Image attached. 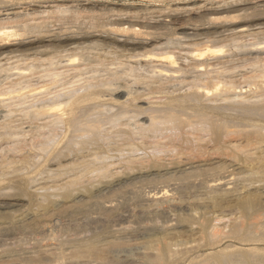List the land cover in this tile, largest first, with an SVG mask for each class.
Wrapping results in <instances>:
<instances>
[{
	"label": "bare ground",
	"instance_id": "obj_1",
	"mask_svg": "<svg viewBox=\"0 0 264 264\" xmlns=\"http://www.w3.org/2000/svg\"><path fill=\"white\" fill-rule=\"evenodd\" d=\"M146 1L156 7L145 2L148 6L136 8V0H124L125 9H101L90 0H0V210L7 211H0V218L21 215L30 200L43 208L78 191L87 195L105 182H126L137 175L180 172L187 167L202 170L212 163L231 161L243 172L231 171L234 165L224 162L218 175L198 173L210 191L204 189L211 193L209 205L201 206L203 211L218 213L235 206L232 212L239 215L234 217L236 222L232 220L235 226L229 227L233 230L222 231L214 223L222 224L223 217L214 214L210 220L201 210L198 223L210 249L229 241L251 243L248 246H255L254 251L234 248L206 256H177L180 259L162 252L160 264H264L261 188L244 196L239 194L243 187L236 186L239 193L230 187L237 176L258 181L262 174L264 181V0H206L193 6L176 4L203 0ZM151 188L146 189L148 197L141 192L147 201L145 207L141 204L132 211L135 218L154 216L157 220L186 208L182 195H170L172 187L168 191L167 187ZM195 221L193 214L178 219L179 223ZM159 224L156 221L149 228L148 223V229L146 225L141 229H168L167 224ZM31 225L20 229L18 224L0 235L17 241L41 234L52 242L58 241L57 232L65 230V225L60 230L58 225H48L49 232L42 230L44 224ZM130 228H126L129 233ZM114 231L111 234L118 233ZM6 246L0 250L1 257L14 252L13 246ZM63 246L54 248L62 253ZM16 254H12L14 259Z\"/></svg>",
	"mask_w": 264,
	"mask_h": 264
},
{
	"label": "rangeland",
	"instance_id": "obj_2",
	"mask_svg": "<svg viewBox=\"0 0 264 264\" xmlns=\"http://www.w3.org/2000/svg\"><path fill=\"white\" fill-rule=\"evenodd\" d=\"M11 1V0H10ZM73 1V0H72ZM77 1H84V0H77ZM90 1H92V2H96V3H98V8H101V9H103V8H105V7H115V8H121V7H123L122 9H125V8H128L127 6H128V4H126V6H123L124 4H125V2H124V0H90ZM139 1V2H138ZM204 1H206V0H203V1H194V2H191V3H185V4H180V3H178V4H176V5H182V6H184V5H191V6H193V5H197V4H201V3H203ZM140 2H141V4H140ZM149 5V6H152V4H150L148 1H146V0H136V2L135 3H133L134 4V7H136V8H140V9H143L145 6H148V5H146V3ZM72 3V2H71ZM100 3V4H99ZM143 3V4H142ZM129 4H132V3H129ZM100 5V6H99ZM115 5V6H114ZM136 5V6H135ZM141 5V6H140ZM145 5V6H144ZM144 6V7H143ZM152 7H156L155 5H153ZM133 9V8H132ZM132 11H134V10H132ZM224 162H226V164H231L232 162L231 161H223L221 164H223ZM215 163H216V161H215ZM221 164H211V165H208V166H205V167H202V170L200 169H198V168H191V169H189V167H187V168H184V169H182V171H180L179 172V170H170V171H168V172H162V173H160V174H156V173H153L154 174V176H153V174H151V173H149L148 175L147 174H145V175H137V176H134V177H132V179L130 180V178H127L126 180V182H123V181H125V179H121L120 181H115V182H113L112 181V183L111 182H105L104 183V186H102V185H97V187H96V189L93 191L92 189V191L90 190H88L87 191V195H85V192L84 191H81V193H80V191H78L79 192V194H73L72 196H70V197H66V196H64V198L63 197H61L59 200H57V201H52L53 203L51 204L50 202V204L51 205H53V207L52 206H50L49 205V203L47 204H45L44 205V207L42 208V207H39L38 205H37V207L35 206V202H33V201H29L28 203H30V207H25L24 209H22V208H19L18 210H20V209H22V211L21 212H23L22 214H21V212H20V214L21 215H19V213H18V215H17V213L15 214L16 216H13L14 218H12V216H11V218H9V215L8 216H3L2 218H0V228H1V230L0 231H2V233H0L1 235H3L4 234V232L7 230L8 231V229L10 230V228L11 227H13V229L11 228V231H13V230H15L14 228H17V226H18V224H19V227H20V229H21V227H27V226H30L31 224V226H38V223H39V226H42V224H44L43 226H42V230H46V232L49 230V228L51 227V224H53V225H58V229L60 230L64 225H65V227H63V228H65V230H64V232L63 233H60V232H57V234H58V241H50V242H48V240H49V238H47L48 240H45V238L43 237V236H41V234L40 235H33V237H32V235L30 236H28L26 239L28 240L29 239V237H32V238H30L29 239V241H25L26 239H25V237L27 236H25L24 237V239L25 240H23L22 238H20V239H18V237H21V236H19L18 235V237L16 236V238L15 239H18L16 242L15 241H13V239L14 238H12V241L8 238V237H5V236H3V238H5V239H3L2 238V236L0 235V244L2 245V243H3V245H5L6 246V243L10 240L11 242H13V243H11L10 241L7 243V245H8V247L10 246V247H12L13 249H14V252L13 253H11V254H7L6 256L5 255H3V257H1L0 256V264H39V262H40V264H57V260L59 259V261H58V264H160V260L162 261L163 259H164V255H163V253H170L171 252V254H170V256H172V258L174 257V259H180V258H184L185 257V255H186V257L187 256H189V257H191L192 255H200V256H206V255H210L211 254V252L213 253L214 252V254L215 253H217V252H225L226 250L227 251H229V250H232V249H234V248H239V249H241V250H250V251H248V252H252V251H254L253 250V248L255 247V246H248V245H250L251 243H236V242H230L229 243V241H225L224 243H221V244H219L218 246H217V248H215V249H210V247H207V243H205V239L203 238L204 237V235H202L203 234V231H202V225L200 224V223H198V220H200V218L202 217V212L201 211H203V210H205V208H202L203 206H207V205H209V204H207V202L209 201L208 200V198H209V196H210V192H208V191H206L205 189H207V190H209L208 189V187H207V184H205L204 182H203V180H205L204 178H202V176L200 177L199 176V171H200V173H207L208 171H210V173H209V175L212 173V176L213 175H218V171H219V168L218 167H220L221 166ZM220 165V166H219ZM231 165H234L233 163L231 164ZM205 168V169H204ZM214 168H215V170H214ZM238 168H240V169H238ZM204 169V170H203ZM210 169V170H209ZM236 170V171H242V167H235V165H234V167L233 168H231V171L232 170ZM183 170H186L185 172H183ZM188 170V171H187ZM191 170V171H190ZM206 170V171H205ZM244 170V169H243ZM246 170V169H245ZM244 170V171H245ZM247 171V170H246ZM179 172V174H177ZM194 172H195V174H194ZM243 172V171H242ZM182 173H185L184 175L182 174ZM235 173H238V172H235ZM165 174H167V175H165ZM170 174H171V176H170ZM158 175V176H157ZM185 176V177H183V176ZM188 175H191V176H189L188 177V179L186 178ZM193 175V176H192ZM201 175V174H200ZM176 178H175V177ZM181 176V177H180ZM195 176H197V178L198 179H196V178H194ZM199 176V177H198ZM262 176V177H261ZM261 176L259 175L258 177L259 178H257V179H261L262 180V182H264L263 181V175L261 174ZM149 177V178H148ZM173 177V179H171ZM144 178V179H143ZM145 178H147V179H145ZM166 178L171 182H169L168 180H166ZM178 178V179H177ZM190 178V179H189ZM194 178V179H193ZM241 178V179H240ZM240 178H238V176H237V179H235V180H232V183H231V185H230V187H232L233 186V190L234 191H236L237 190V187H238V189H241L242 187V189L244 190V188L246 187V191L244 190H237L238 191V193H239V191H241L239 194L240 195H242V194H244V196L245 195H247L250 191L251 192H254V190L256 191V190H260V188H261V190L260 191H262V192H260L261 194L263 193V195H264V183L262 184V182L261 181H257L256 180V178L254 179L253 177H251L250 178V180H249V177L248 178H245V176H244V178H243V176L241 177L240 176ZM129 179V180H128ZM149 179V180H148ZM156 179V180H155ZM182 180V181H180V180ZM185 179V180H184ZM200 179H202V181L200 180ZM245 179V180H244ZM246 179H247V181L249 182H247L246 183ZM172 180V181H171ZM178 180V181H177ZM194 180H198V181H194ZM242 180V181H241ZM255 180V181H254ZM134 181V182H133ZM147 181V182H146ZM155 181V182H154ZM162 181H163V183H162ZM201 183H200V182ZM123 182V183H122ZM138 182V183H137ZM146 182V183H145ZM154 182V183H153ZM158 182H160V183H158ZM179 182H180V185H179ZM195 182V183H194ZM251 182H253V185H252V183ZM257 182L258 183H260V184H257ZM118 183H119V185H118ZM121 183V184H120ZM143 183V184H142ZM144 183H145V185H144ZM151 183V184H150ZM156 183V184H155ZM174 183H175V185H174ZM177 183V184H176ZM202 183H204V185L202 184ZM235 183V184H234ZM243 183V184H242ZM244 183H245V185H244ZM251 183V184H250ZM255 183L257 184V185H255ZM126 184V185H125ZM135 184V185H134ZM159 184H162V185H160L159 186ZM172 184V185H171ZM233 184V185H232ZM109 185V186H108ZM111 185H113L112 187H110ZM144 185V186H143ZM165 185V186H164ZM169 185H170V187H169ZM196 185V186H195ZM234 185H235V187H234ZM100 186V187H99ZM141 186H142V188H141ZM177 186V187H176ZM195 186V187H194ZM237 186V187H236ZM253 186V187H252ZM260 186H262V187H260ZM109 187V188H108ZM136 188V190H135V188ZM138 187H139V190H138ZM156 188V187H158V188H156V189H158V190H160V188L159 187H161V190L164 188V187H167L166 189L164 188V190L165 191H168V190H170V188L172 187L173 189H175L174 191H175V193H173L174 191H171L170 193V195H172V196H176V198L178 197V198H180V195H182L181 197H183V200H184V202H185V209H183L184 211H182V212H179V213H173V215L171 214L172 212H169L168 214H166V215H164L165 217H167L168 216V218H165L164 216H161L159 219H155V217L154 216H148V217H146V216H144L143 217V220L142 219H138V218H135L134 217V212L132 213V211H134V210H138L139 208H141L142 206H143V204H145L146 205V201H147V197L149 196V192H150V190H146V189H150V188ZM255 187V188H254ZM257 187V188H256ZM259 187V188H258ZM133 188H134V190H133ZM140 188H141V190H140ZM144 188V189H143ZM152 188H151V190H152ZM193 188V189H192ZM205 188V189H204ZM254 188V189H253ZM117 189V190H116ZM143 189V190H142ZM236 189V190H235ZM247 189H248V191H247ZM96 190H98V191H96ZM116 190V191H115ZM119 190V191H118ZM138 190V191H137ZM144 190H146V191H144ZM201 190V191H200ZM204 190V191H203ZM250 190V191H249ZM102 191V192H101ZM145 192L144 194H145V196H147V197H145L144 196V194H142L141 192ZM181 191H184L185 193H182ZM203 191V192H202ZM210 191V190H209ZM237 191H236V193H237ZM78 192H75V193H78ZM214 192V191H213ZM212 192V193H213ZM244 192V193H243ZM246 192V193H245ZM248 192V193H247ZM83 193V194H82ZM101 193V194H100ZM140 195V197H137V196H139L138 194ZM182 193V194H181ZM132 194V195H131ZM148 194V195H147ZM174 194V195H173ZM177 194V195H176ZM185 196H184V195ZM78 195V196H77ZM134 195V196H133ZM262 195V196H263ZM76 196V197H75ZM93 196V197H92ZM98 196V197H97ZM142 196H144V199L142 198ZM192 196V197H191ZM65 197L68 199H65ZM132 197V198H131ZM134 197V198H133ZM135 197H136V199H135ZM186 197H188V198H186ZM137 198H140V200L139 199H137ZM194 198V199H193ZM201 198H205V200L204 199H201ZM73 199V200H72ZM196 199H198V200H196ZM263 199H264V196H263ZM134 200L136 201V200H138V201H136V202H134ZM189 200V201H188ZM193 200V201H192ZM203 200V201H202ZM177 201V200H176ZM194 201H196V202H194ZM202 201V202H201ZM205 201V202H204ZM134 202V203H133ZM193 202V203H192ZM198 202V203H197ZM33 203V204H32ZM134 204H136V205H134ZM138 204H140V205H138ZM141 204H142V206H141ZM191 206H190V205ZM206 204V205H205ZM49 205V206H48ZM133 205V206H132ZM145 205L143 206V207H145ZM194 205H196V206H194ZM198 205H200L199 206V209H198ZM46 206V207H45ZM104 206V207H103ZM130 208H129V207ZM190 206V207H189ZM202 206V207H201ZM227 205H225V207H226ZM33 207H36V209H34ZM52 207V208H51ZM102 207V208H101ZM131 207L133 208V209H131ZM188 207V208H187ZM46 208H50L49 210L48 209H46ZM91 208V209H90ZM92 208H93V211H92ZM95 208V209H94ZM98 210H97V209ZM103 208H105V209H103ZM126 208V209H125ZM135 208V209H134ZM138 208V209H137ZM189 208H190V210H189ZM202 208V209H201ZM235 208V206H232V207H230V209L228 208H223V210H225V211H223V210H219L218 211V213H215V212H217V210H214V212L211 210H208V208H206V211H203L204 213H206V215H205V217L207 216V218L208 219H213L214 217H213V215L215 216V218H216V214H217V217H218V214H220L219 216L220 217H218V219L220 218H222V221L221 222H223L222 224H219L218 222V224L217 223H214V224H216L217 226H221L222 227V231L224 230V232H228L229 233V230L231 229V227H234L235 226V224L236 223H234V221L236 222V218H238V216L237 215H239L238 213V211H237V213H235V212H232V210ZM39 209V210H38ZM41 209V210H40ZM45 209H46V211H45ZM62 209V210H61ZM65 209H67V210H65ZM130 209V210H129ZM24 210V211H23ZM34 210H35V212H34ZM56 210V211H55ZM58 210V211H57ZM79 210V211H78ZM81 210V211H80ZM83 210H85V212H83V213H81ZM102 210V211H101ZM104 210H108L106 213L107 214H111L112 215V217H111V215H110V217H109V215H106L104 212ZM116 210V211H115ZM125 210H127L128 212H126ZM193 210V211H192ZM198 210L200 211V213L198 212ZM207 210H208V212H207ZM236 209H234L233 211H235ZM0 211H3L2 213H5V212H7V211H5L4 212V210H0ZM26 211V212H25ZM42 211V212H41ZM50 211H51V214H53L54 212H55V214H53V216L55 217H52V215L50 214ZM54 211V212H53ZM66 211V212H65ZM92 211V212H91ZM96 211V212H95ZM100 211V212H99ZM125 211V212H124ZM189 211H191V213L189 212ZM197 211V212H196ZM209 211H210V213L212 212V215L210 214L209 215ZM223 211V212H222ZM39 212H40V214H39ZM61 212H63V213H61ZM103 212V216L105 217L106 216V218L108 219V221L103 217H101L102 216V214H100V213H102ZM193 212V213H192ZM225 212H227V214L225 213ZM35 213V214H34ZM50 214V216L51 217H49V214ZM59 213H60V215H59ZM81 213V214H80ZM90 213H91V215H90ZM98 213V214H97ZM122 213V214H121ZM128 213V214H127ZM189 213V214H188ZM222 213V214H221ZM230 213V214H229ZM26 214V215H25ZM43 214V215H42ZM69 214V215H68ZM73 214V215H72ZM78 215L79 214V216H76V215ZM83 214H86L87 215V217H89V218H87V217H85L86 215H83ZM96 214H97V216H96ZM105 214V215H104ZM121 217H119L118 215ZM121 214V215H120ZM124 214V215H123ZM184 214H186V215H189V216H191L192 214H193V218L196 220L195 222H189V223H179L178 222V219H179V217L181 216V215H184ZM224 214V215H223ZM226 214V215H225ZM229 214V215H228ZM235 214V216H233V215ZM237 214V215H236ZM25 215V216H24ZM46 215V216H45ZM48 215V216H47ZM62 215H63V217H62ZM82 215L85 217V218H83L82 217ZM126 215H128V216H126ZM204 215V214H203ZM210 217H209V216ZM231 215V216H230ZM20 218V220H19V218ZM44 216H45V218H49V219H47V221H46V219H43L44 218ZM71 216V218H69ZM72 216H74V217H72ZM91 216V217H90ZM93 216V217H92ZM95 216H96V219H95ZM229 217L228 219H227V217ZM237 216V217H236ZM1 217V216H0ZM6 217H7V219H6ZM23 217V218H22ZM76 217H78V218H76ZM115 217V218H114ZM126 217V218H125ZM152 217H153V219H152ZM163 217V218H162ZM225 217V218H224ZM231 217H233L232 219H231ZM234 217H236L235 218V220H234ZM25 218V219H24ZM41 218V219H40ZM51 218H53V220L51 219ZM65 218V219H64ZM67 218V219H66ZM73 218V219H72ZM93 218V220L91 221H89V219H92ZM113 218V219H112ZM120 218V219H119ZM124 218V219H123ZM130 218H131V220H130ZM134 218V219H133ZM172 218V219H171ZM197 218V219H196ZM214 218V219H215ZM1 219H5V220H1ZM39 219V220H38ZM59 220L58 221V223H57V221H55V220ZM82 219H83V221H82ZM104 220V222L102 221V220ZM110 219V220H109ZM115 219V220H114ZM126 219H128V220H130V221H128V220H126ZM135 219H136V221H138V222H136L135 221ZM146 219V221H145V223H144V220ZM151 219V221H153V220H156L157 222H160V224L159 225H163V224H167L168 225V229L167 228H164V229H162V231H161V229H159V232L157 231V230H155V231H151V230H149V232H147V224L149 223V228L151 227H153L155 224H156V221H153V222H150V221H147V220H150ZM210 219V220H211ZM224 219H226V220H224ZM229 219H231V220H229ZM22 220V221H21ZM43 220H45V221H43ZM51 220H52V222H54V223H52L51 222ZM75 220V221H74ZM100 220V221H99ZM114 221L113 223V225H112V221ZM140 220V221H139ZM229 220V221H228ZM232 220H234V221H232ZM39 221V222H38ZM77 221H79V222H77ZM110 221V222H109ZM115 221H119V222H115ZM143 221V222H142ZM169 221V222H168ZM171 221V222H170ZM26 222V223H25ZM34 222V223H33ZM65 222H66V224H65ZM74 222V223H73ZM94 222V223H93ZM99 222V223H98ZM100 222L101 223H103V224H100ZM106 222V223H105ZM131 222V223H130ZM168 222V223H167ZM177 222V223H176ZM216 222V221H215ZM220 222V221H219ZM220 222V223H221ZM14 224V226L12 225V224ZM16 223V224H15ZM22 223V224H21ZM27 223H28V225H27ZM31 223V224H30ZM49 223V224H48ZM51 223V224H50ZM56 223V224H55ZM76 223L78 224V226H81L80 228L79 227H76L77 225H76ZM109 223V224H108ZM123 223V224H122ZM136 223H138V224H136ZM153 223H155V224H153ZM162 223V224H161ZM234 223V224H233ZM50 226H48V225ZM69 224V227L68 226H66V225H68ZM72 224V225H71ZM80 224H82V225H80ZM107 224V225H106ZM117 224V225H116ZM120 224V225H119ZM142 224V225H141ZM176 224V225H175ZM178 224V225H177ZM181 224V225H180ZM4 227H3V226ZM12 225V226H11ZM17 225V226H16ZM45 225H46V227H45ZM62 225V226H61ZM88 225V226H87ZM100 227H99V226ZM135 225H136V227H135ZM143 225H146V226H144V227H146V228H144V229H141V228H143ZM153 225V226H152ZM173 225V226H172ZM7 226V227H6ZM73 226V227H72ZM75 226V227H74ZM103 226V227H102ZM106 226V227H105ZM112 226H114V227H112ZM117 228H116V227ZM121 226V227H120ZM170 226V227H169ZM182 226V227H181ZM226 226L228 227V228H226ZM3 227V228H2ZM66 227H67V229H66ZM89 227V228H88ZM101 227H102V231H101ZM110 227V228H109ZM111 227H112V229H111ZM130 228V233H129V231H128V229L126 230V228ZM138 227L140 228V229H138ZM229 227H230V229H229ZM22 228V229H23ZM70 230H69V229ZM88 228V229H87ZM94 228L97 230H94ZM100 228V229H99ZM107 228V229H106ZM118 228H121V229H125L126 231L125 232H121L120 233V231H117L116 229H118ZM228 230H226V229ZM6 229V230H5ZM105 231H104V230ZM114 229H115V231L116 232H118V233H112L111 234V231H114ZM131 229H133V231L135 230V231H139V232H133ZM138 229V230H137ZM178 229V230H177ZM17 230H19V229H17ZM77 230V231H76ZM80 230H81V233H80ZM141 230H144V231H141ZM169 230H171V231H169ZM180 230V231H179ZM232 230H233V228H232ZM232 230H230V232L232 231ZM67 233H66V232ZM104 231V232H103ZM114 231V232H115ZM122 231H124V230H122ZM178 231V232H177ZM49 232V231H48ZM141 232V233H140ZM174 232V233H173ZM106 233V234H105ZM124 233V234H123ZM149 233V234H148ZM122 234V235H121ZM142 235V236H140L139 237V235ZM155 234V235H154ZM107 237H106V236ZM145 235H147V236H145ZM151 235V236H150ZM97 236H98V238H97ZM101 236V237H100ZM104 236V237H103ZM134 236H135V238H134ZM145 236V237H144ZM35 237H36V239H35ZM147 237V238H146ZM149 237V238H148ZM35 240H34V239ZM43 238V239H42ZM22 239V240H21ZM32 239V240H31ZM98 239V240H97ZM5 240H8L7 242L5 241ZM19 240H21L19 243L20 244H18L17 242L19 241ZM39 240V241H38ZM88 240V241H87ZM135 240H137V241H135ZM160 240V241H159ZM2 241H4V242H2ZM45 241H47V242H45ZM6 242V243H5ZM16 244H15V243ZM26 242V243H25ZM38 242V243H37ZM40 242V243H39ZM53 242L55 243V244H53ZM56 242H57V245H56ZM86 242V243H85ZM5 243V244H4ZM47 243V244H46ZM60 243H65V246H63V249L64 250H62L63 252L61 253L60 251H58V249H55V248H57L58 247V244H60ZM72 243V244H71ZM74 243H76V245L74 244ZM80 243V244H79ZM84 243V244H83ZM90 243V244H89ZM92 243V244H91ZM159 243V244H158ZM227 243V245L229 246V245H235V247H226V244ZM10 244H12V245H10ZM38 244V245H37ZM47 245V247H48V249H47V247H46V245ZM49 244H51L50 245V247H49ZM66 244H67V246H66ZM178 244V245H177ZM2 245V246H3ZM15 245V246H14ZM20 245L22 246L20 249H19V247H20ZM24 245V246H23ZM26 245V246H25ZM44 245H45V247H44ZM75 245V246H74ZM89 245V246H88ZM257 245V244H256ZM259 245H261V244H259ZM1 246V247H2ZM5 246H3L4 248H5ZM19 246V247H18ZM33 247V249H32V247ZM36 246V247H35ZM43 248H42V247ZM56 246V247H55ZM77 246V247H76ZM79 246V247H78ZM93 246H94V248H93ZM263 248H264V244H262L261 245ZM0 247V250H3L4 248L2 247L1 248ZM7 246H6V248H8ZM18 247V248H17ZM27 247H31V249H29V248H27ZM55 247V248H54ZM75 247V249H73V248ZM84 247H86V248H84ZM95 247H97L96 249H95ZM169 247H170V249H169ZM17 248V251L15 252V249ZM24 250H23V249ZM27 248V249H26ZM36 248V249H35ZM40 248V249H39ZM42 248V249H41ZM50 248H52L51 250H50ZM59 248V247H58ZM77 248V249H76ZM29 249V251H27ZM38 249V250H37ZM45 249V250H44ZM47 249V250H46ZM68 249V250H67ZM88 249H90L89 251H88ZM202 249V250H201ZM18 250H19V252L20 253H18ZM71 250V251H70ZM77 250V251H76ZM79 250V251H78ZM83 250V251H82ZM92 250V251H91ZM168 250H170L169 252H167ZM195 250H197V252H195ZM212 250V251H211ZM21 251H23V252H21ZM32 251V252H31ZM43 251V252H42ZM49 253H48V252ZM58 251V252H57ZM173 251V252H172ZM26 252V253H25ZM30 252V253H29ZM45 252V253H44ZM68 252V253H67ZM163 252V253H162ZM15 253H17V254H19V257H21V258H19L18 257V255L16 254L15 255V259H14V256L12 255V254H15ZM30 255H29V254ZM39 253V254H38ZM52 253V254H51ZM55 253V254H54ZM61 253V254H60ZM82 253V254H81ZM96 253V254H95ZM98 253V254H97ZM194 253V254H193ZM201 253V254H200ZM25 254V255H24ZM28 254V255H27ZM57 254V256H55ZM83 254H85V255H83ZM96 256H95V255ZM136 254V255H135ZM177 254V255H176ZM203 254V255H202ZM10 255V256H9ZM21 255V256H20ZM37 256V257H35V256ZM49 255H51V256H49ZM54 255V256H53ZM62 255H64L63 257H62ZM184 255V256H183ZM13 258H12V257ZM30 256V257H29ZM41 258H40V257ZM81 256V257H80ZM99 256V257H98ZM177 256H179V257H177ZM183 256V257H182ZM7 257V258H6ZM11 259H10V258ZM54 259V261H53V259ZM98 257V258H97ZM3 258V259H2ZM25 258V259H24ZM30 258V259H29ZM33 258V259H32ZM36 258H37V261H36ZM55 258H57L56 260H55ZM97 258V259H96ZM95 259V260H94ZM4 260V261H3ZM50 260V261H49ZM89 260V261H88ZM14 261V262H13ZM37 262V263H36ZM43 262V263H42ZM61 262V263H60ZM135 262V263H134ZM213 263V262H212Z\"/></svg>",
	"mask_w": 264,
	"mask_h": 264
}]
</instances>
